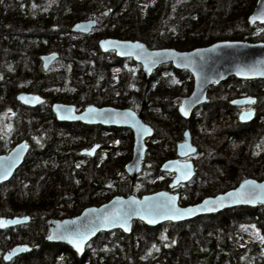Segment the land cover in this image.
Masks as SVG:
<instances>
[{"label":"trees","instance_id":"1","mask_svg":"<svg viewBox=\"0 0 264 264\" xmlns=\"http://www.w3.org/2000/svg\"><path fill=\"white\" fill-rule=\"evenodd\" d=\"M256 1L0 0V154L9 152L23 139L29 144L22 166L9 182L0 186V214L31 219L24 225L0 230V252L17 244L40 248L9 264H20L24 258L30 261L34 256H41L38 261L48 258L46 264H53L58 256L47 254L49 244L45 242L50 222L107 202L114 187L118 194L126 195L149 193L157 186L168 189L166 182L161 184L164 179L159 168L164 160L176 156L175 145L188 128L197 148L194 161L210 151L212 146H206L205 140L224 135V141L219 143L228 163H223L224 170H219L223 176L213 187L203 186L211 180L208 173L210 179L205 177L206 183L198 174L188 184L174 189L180 193L182 205L234 189L249 177L264 179V122L260 120L264 92L260 84L264 80L232 77L212 87L210 94L221 98V109L217 106L213 110L216 112L209 114V124L204 129L201 117L214 104L209 94V103L193 114L188 125L177 113L180 98L189 94L193 86L187 71L159 67L144 82L140 66L132 60L119 59L112 52L102 53L97 40H86L70 30L76 21L103 17V11L108 9L109 14L104 16L105 24H110L108 36L141 40L149 48L189 50L225 39L264 41V26H250L248 22ZM11 48L16 52H11ZM23 49L33 51L34 66L26 63ZM52 51L59 53V59L44 72L40 56ZM173 79L178 83L173 84ZM20 91L42 93L46 98L39 106L42 111L18 102ZM243 95L256 98V118L247 124L238 120L240 108L230 105V100ZM55 101L73 104L79 110L91 104L142 110L144 121L154 127V133L147 143L148 152L136 184L128 180L125 170L132 153L131 130L80 123L61 125L53 121L51 104ZM23 113L25 120L21 123ZM47 118L51 121H44ZM49 123L56 127L52 133ZM5 125L11 130L6 131ZM232 126L241 129L240 133L220 130ZM95 144L106 151L77 162L79 151ZM220 159L217 161L223 162ZM196 183L201 189L191 190ZM108 185L113 187L109 189ZM241 210L201 217L219 222L203 225L206 231L193 228L194 239L189 238L191 227L183 229L185 223H174L167 229L166 224L150 227L135 222L130 234L120 230L100 233L88 245L83 258L66 247L71 256L63 263L264 264V244L257 236L246 234L248 227L254 225L264 236V207H240ZM161 235L166 239L162 240ZM0 264H5L1 258Z\"/></svg>","mask_w":264,"mask_h":264},{"label":"water","instance_id":"2","mask_svg":"<svg viewBox=\"0 0 264 264\" xmlns=\"http://www.w3.org/2000/svg\"><path fill=\"white\" fill-rule=\"evenodd\" d=\"M260 7H261V4L259 3V0H257L252 11L250 12V14L248 16V22H249V18L251 16H253L254 14H256ZM105 13L108 14V11H106ZM97 24H98V20L94 19V18L80 20V21L76 22L71 27L70 30L74 33L89 34L94 28H96ZM256 24L264 26V24L260 23L259 21H256V22L250 24V26H255ZM78 25L80 27H77ZM102 41H118L121 44L139 43V44H142L144 46V51L147 53L161 52L164 50H169V51L176 52V53H184V54L190 56L196 62V66H195V68H192V67L186 68L182 65L175 63L173 57L167 56L160 63L153 65L149 71H146L145 67H144L143 60L139 59L136 54H133L131 56H129L127 54H118V51H120V49H118L115 46L105 45L104 47H101ZM214 46H216L215 50H211V49H213ZM99 48L103 53L114 52L115 56L117 58H119V59H131L134 63L140 65L141 71H142V78H143V81H145V82H147L151 78V76L155 70H157L160 66H163V65H170L173 69L178 70V71H187L192 76L193 87H192V90H191L189 95L184 96L180 99V103L177 107L178 115L184 120H189L191 118L192 114L199 107L209 103V94H210V89L212 87L218 86L219 84L225 82L226 80H228L232 77L240 79V80H256V79L264 80V76L252 75V76L245 77V76L239 75L237 72V70L239 68H245L246 66L257 65V64H260L262 67V70H264V41L251 42V41L239 40V39H236V40L225 39V40L213 42L209 45L199 46V47L189 49V50H180V49H177L175 47L149 48L147 46V44L141 40L120 39V38H116V37H105L99 41ZM136 51H139V50H136ZM58 57H59V53L56 51L45 53V54L41 55L40 59L42 61L43 71L47 72L49 70V68L51 67V65L58 59ZM194 71L199 73V79H198L197 75L193 74ZM201 95L204 97V99L200 100L199 102H196V97L201 96ZM20 96H24V97H34L35 96V97H39L40 101L39 102H32V103H25L24 101L19 99ZM246 97H251L253 99V103L252 104H240V105H236V104L231 103V101H233V100H243ZM16 98H17L18 102H20L22 105L27 106V107H36L38 105L43 104L46 101V98L42 94L27 92V91L19 92L17 94ZM255 102H256V99L252 96H240V97H236V98H233L232 100H230V105H232L234 107L247 108V109L241 110V112L242 111L246 112L249 109H251V111H252V116L249 119L243 120V121L240 120V118H239L240 113H241L240 112L239 116H238V120L240 123L246 124V123L252 122L256 118V111L253 108V105L255 104ZM181 103H185V105L187 107V110H188L187 116H183L180 113L179 108H180ZM54 106H55V110H54ZM90 106L95 108V109H98V110H111L112 113L132 112L135 116V120H136L137 124L114 123V122H112L111 119L108 118L109 113H107V112L104 113L102 116H97V117H94L92 119H68V118L58 119L57 118V111H59L62 115L66 116V115H68V113L66 111L67 109H72L71 116L80 117L81 115L86 114V110ZM51 110L59 122L80 123L83 125H90V126L100 125L103 127H115V128L130 129L132 134H133L132 157H131L130 161L127 163L125 170H126V174L129 178V180L132 183H135L137 177L139 176V174L142 171L143 162H144L147 150H148L147 142L153 137V133H154L153 128L150 125H148L147 123H145L144 117H143L141 111L136 112L130 108H120V107H116V106H112V105L97 106L94 104L88 105L84 109H82L81 111H78L76 109L75 105L69 104V103H64V102H58V101L52 103ZM137 125H143V126L147 127L148 129H150V131L147 134L138 133ZM185 132H187V134H188L187 137H185V135H184L183 140L176 143V147H175L176 157L165 160L160 166V170L162 172L174 174V177L172 178L171 183L169 185L170 189L176 188L181 184L188 183L195 176L194 164H193L192 160L188 159V157L193 156L196 153L197 148L192 144L189 130L187 129V130H185ZM185 132H184V134H185ZM185 143H187L188 145H191V147L193 149H195V151L187 153L186 155H181L180 154L181 150H180L179 146L182 144H185ZM20 145H27V147L24 148L22 151H20L18 162L11 168L10 174L7 176V178L0 181V185L9 181L13 177V175L17 171V169L21 166L27 152L29 151V145L26 142V140H22L21 142L17 143L8 153L0 154V158L9 157L10 155L14 154L15 151L19 150ZM99 149H100V146L97 144L93 145L90 148H88V147L83 148L80 150V155L81 156L94 157L96 152ZM89 152L91 154H89ZM170 161L187 162L191 165V175L188 177L187 180H180L177 184H173V181L176 178V172L173 169H170L168 167V162H170ZM244 180H253L257 184H264V179L258 180V179L249 177V178H246ZM241 182L239 183V185L236 188H238L240 186ZM236 188H234V189H236ZM234 189H230V190H227V191H224L221 193H217L215 195L206 196L203 199H201L199 202L193 203V204H188V205H181L180 204V194L179 193L171 192V191H167V190L155 191L153 193L144 194L140 197L133 194V193L126 195V196L116 194V195L112 196L110 200H108L107 202H105L101 205H98V206L92 205V206L85 207L79 214H77L73 217L53 219L50 223L49 232L45 238V242L46 243H56V244L67 245L71 248V250L78 257H82L86 251L87 245L93 239H95L100 233L114 231V230H120L125 234H130L133 230V226H134L135 222H140L144 225H147L150 227H155V226H158V225L163 224V223L186 222V221H190V220L202 217V216L218 214V213H221L225 210L234 209L237 207L254 208V207H257L258 205H262L264 207V203H260V202H257L256 204H244V203L228 204V203H225V205L223 207L216 208L214 211H195L191 215L185 216V217H183L179 220H175V221L166 220V219H158L156 221V223H154V224H148L145 221L140 220L138 216H132L129 220V228H128L127 232H125L118 225L113 226V227H108V228L97 227L94 230V232L88 237V239L85 241L84 246L82 247V250L80 251V253H77L76 249L70 243H68V241L66 239L49 240L47 238L49 235H51L55 232L57 225H61L65 221L75 222L73 224L68 225V227L70 229L75 228L78 224L86 223L89 219H91L92 217L97 215V213L89 212L88 210H90V209H97V210H100L101 212H103L107 206V208L110 210L117 197H119L123 201H127L130 197L134 198L136 200H143V198L146 196L152 197V196H155L157 193L163 192V193H167L169 196H176V198H177L176 199V206L179 208H196L197 206L201 205L205 199L215 198L216 196L223 195L224 193L230 192ZM0 218H3L5 220L16 219L19 221V223H17V224H10L7 227L2 228L0 230L10 228V227H14V226L24 225L31 220L30 217H28L27 220H23L22 216H15V217L0 216ZM20 247H26L27 250L16 252L14 255L11 254L13 249L20 248ZM31 250H32V247L28 244H18V245L13 246L8 251H6L3 254L2 258L5 262H9L13 258H15V257H17L23 253L30 252ZM6 256H7V259H5Z\"/></svg>","mask_w":264,"mask_h":264},{"label":"snow or ice","instance_id":"3","mask_svg":"<svg viewBox=\"0 0 264 264\" xmlns=\"http://www.w3.org/2000/svg\"><path fill=\"white\" fill-rule=\"evenodd\" d=\"M261 7L257 11L256 14L249 18V23L252 24L256 21L264 24V0H259ZM77 27H80L79 25ZM105 45L115 46L120 51L118 54H127L129 56L136 54L139 59H142L144 62V67L146 71H149L151 67L157 63H160L165 57L171 56L174 58V62L182 65L186 68L192 67L195 68L196 62L188 55L184 53H176L169 50H164L161 52H153L147 53L144 51V46L139 43L135 44H121L118 41H102L101 47ZM230 46V45H229ZM215 47L211 50H215ZM139 50V51H136ZM238 74L241 76H252V75H260L264 76V70L260 64L246 66L245 68H239L237 70ZM194 75L198 76L199 73L193 72ZM206 79V78H205ZM173 84L178 83V81H172ZM20 100L25 103L39 102V97H24L20 96ZM204 99V97L197 96L196 102ZM232 104L240 105V104H252L253 99L251 97H246L243 100H233ZM55 110V106H54ZM180 113L183 116L188 115V110L185 103H181L180 105ZM68 115H62L59 111H57L58 119H92L97 116H102L104 113H109V119L114 123H133L137 124L135 120V116L132 112L125 113H112L111 110H98L93 107H89L86 110L85 115H81L80 117L71 116L72 109L66 110ZM252 116V111L249 109L248 111H242L240 113V120H247ZM138 133L147 134L150 129L143 125H137ZM185 137H187V132H185ZM39 143V141H37ZM27 145H20L19 150L15 151L14 154L9 157L0 158V181L7 178L10 174L11 168L18 162L20 151L26 148ZM180 147V154L186 155L187 153L194 152L195 149L188 145L187 143L182 144ZM89 154H91L89 152ZM168 167L173 169L176 172V178L173 181V184H177L180 180H187L191 175V165L187 162H179V161H170L168 162ZM176 196H169L167 193H157L152 197H144L143 200H136L134 198H129L127 201L121 200L119 197L114 201L113 206L109 210L106 206L105 210L101 212L97 209H90L89 212L97 213L94 217L89 219L86 223L78 224L75 228L70 229L68 227L69 224H73L75 222L65 221L61 225H57L55 232L49 235L47 238L49 240L52 239H66L68 243H70L75 249L77 253H80L82 247L84 246L85 241L88 237L94 232V230L99 228H108L113 226L121 227L125 232L128 231L129 228V220L132 216H138L140 220L145 221L148 224H154L158 219H166V220H179L185 216L191 215L195 211H214L216 208L223 207L225 203L228 204H256L257 202L264 203V184H257L253 180H244L241 182L240 186L230 192L224 193L223 195L216 196L215 198H208L203 201V203L196 208H179L176 206ZM23 220H27L28 217H23ZM18 220H5L0 218V229L7 227L10 224H17ZM243 227V226H242ZM254 232H256V236L260 243L264 244V236L259 234V231L255 228L254 225H250ZM161 239H166L163 235H161ZM175 241H173L174 243ZM155 247V245H153ZM26 247H20L12 250L11 254H15L19 251H26ZM7 259V256L5 257Z\"/></svg>","mask_w":264,"mask_h":264},{"label":"rangeland","instance_id":"4","mask_svg":"<svg viewBox=\"0 0 264 264\" xmlns=\"http://www.w3.org/2000/svg\"><path fill=\"white\" fill-rule=\"evenodd\" d=\"M149 0H143V2H148ZM86 40H92V38H89V39H87V38H85ZM5 48V47H4ZM5 49H7V48H5ZM5 51V50H4ZM10 51L11 52H13V53H15L16 52V49L15 48H11L10 49ZM20 51V50H19ZM23 55H24V57H25V61H26V63H28L29 64V66H30V64L32 65V66H34V61H33V58H32V54H33V51L32 50H28V49H23V53H22ZM165 69H170V66L169 65H164L163 66ZM30 70L32 69L31 67L29 68ZM183 85V84H182ZM183 87H185V86H183ZM182 90H184V88H182ZM223 94H224V92H223ZM188 95V94H187ZM210 96H211V100L214 102V104H213V106H211L209 109H207L206 111H205V113L202 115V117H201V122H202V125H203V128L204 129H207V126H208V124H209V118H210V116H209V114L210 113H215L216 111H213V110H215L216 108H217V106H218V108L219 109H221L220 108V105H219V100L221 99H218V95H215V96H213V94H210ZM222 97V99H224V95H222L221 96ZM262 101H263V103H264V92L262 93ZM263 105V104H262ZM141 112H142V110H141ZM264 112V108L261 106V104H260V113H263ZM142 115H143V112H142ZM212 115V114H211ZM144 117V116H143ZM22 119V121H21V123H24V120H25V115H24V113H23V115H21V117H20V120ZM41 120H43V118H41ZM191 120V119H190ZM189 120V121H190ZM44 121H51L49 118H47V120H44ZM189 121H186L187 123H188V125H189ZM42 124H44V123H42ZM0 125H1V123H0ZM154 125V124H153ZM155 126V125H154ZM173 128H174V125L172 126ZM154 128V127H153ZM6 129V128H5ZM188 130H189V133H190V129L188 128ZM220 130H224V132H227V131H233V132H236V133H240L239 132V130H241V129H239L237 126L235 127V126H232V128H229V127H225V128H223V129H220ZM190 137H191V134H190ZM221 137V138H220ZM192 139V138H191ZM216 139L218 140V141H216ZM224 135H220V136H215V138H209V140L207 141V140H205L204 142H205V144H206V146H212L211 148H210V151H209V149H208V151H207V153L206 154H204L203 156L204 157H199L200 159H198L197 161H194L193 159H192V162H193V164H194V167H195V175H198V174H200L201 176L203 175V181L206 183V181L204 180V178L206 177V179H208L207 178V174L209 173V175H210V177H211V180H209V182L208 183H206V185L205 184H203V186H212L213 184H215L216 183V181H217V179L218 178H220V177H222L223 176V174L221 175V169L222 170H224V166L226 165L225 163H228V161H227V159H226V155H224L223 153H222V149L220 148L221 147V144L219 143V142H223L224 141ZM234 140H236V138L234 139ZM233 140V141H234ZM192 141V140H191ZM236 142H238V140L236 141ZM219 143V144H218ZM239 143V142H238ZM240 143H243V142H241L240 141ZM192 144L194 145V143L192 142ZM236 144V143H235ZM237 145V144H236ZM195 146V145H194ZM196 147V146H195ZM207 148V147H206ZM220 159V160H222L223 159V162L222 161H220L219 162V160L217 161V159ZM223 163L225 164L224 166H223ZM221 168V169H220ZM211 170V171H210ZM220 170V171H219ZM172 176V174H169V173H166V172H163V176H162V178L164 179L163 180V182L161 183V184H164L165 182H166V185H169L170 184V182H171V180H172V178H173V176ZM235 178V177H234ZM210 179V178H209ZM193 180V179H192ZM191 180V181H192ZM219 180V179H218ZM190 181V182H191ZM185 185V184H184ZM12 186H13V184H12ZM14 186H17L16 184H14ZM197 186V187H196ZM213 187V186H212ZM177 188H179V187H176L175 189H177ZM194 188L195 189H198V191L201 189V186L198 184V183H196L193 187H191V190H194ZM10 189V188H9ZM159 190H167V191H171V192H176V191H172L169 187H168V189H166V188H164V187H162V188H158V186L153 190V191H149V193H153V192H155V191H159ZM196 191V190H195ZM197 191V192H198ZM116 192H118V190L117 189H115L114 190V193H116ZM178 193V192H177ZM143 194H148L147 192L146 193H143ZM180 194V193H179ZM119 195H126V194H119ZM210 195H212V193L211 194H209V195H207V196H210ZM205 197V196H204ZM181 203V202H180ZM233 211L234 210H236V211H234V212H242V210L241 211H239L240 210V207H237V208H234V209H232ZM232 211H230V212H225L226 214H229V213H231ZM224 214V213H223ZM208 216V215H207ZM202 217H205V216H202ZM204 220V221H203ZM195 221H197V222H195ZM217 222H219V219L218 220H216V218L214 219H208V218H201V217H199V218H196V219H193V222L192 223H188V224H186V228H183L184 230H186V229H188V228H190L191 227V229H189V231L191 230L192 231V233H191V235L189 234V238L190 239H194V231L195 230H199V231H206L205 229V227L204 226H206L207 225V223L208 224H215V223H217ZM204 225V226H203ZM195 230H194V229ZM194 230V231H193ZM208 231V230H207ZM247 232H246V234L247 235H250V236H252V237H254V236H256V235H254V231H253V229L251 228V227H248V229L246 230ZM143 233H141V235H142ZM202 235H204V233L202 234ZM198 237V236H197ZM196 237V238H197ZM188 240V239H187ZM186 240H183V242H185ZM190 243H194V241L192 242L191 240L189 241ZM189 242L187 241V244H189ZM146 244H148V243H146ZM57 250H59V247L58 246H56V245H53L52 246V249L50 250L51 251V254H52V252H56ZM48 254V253H47ZM2 257V253L0 252V258ZM38 257H41V256H34L33 258H30V261H28V260H26L25 258L22 260H20V264H46L47 262H46V260L48 259H46V258H43V261L42 260H40V261H38ZM26 260V261H25ZM22 261V262H21ZM23 261H25V262H23Z\"/></svg>","mask_w":264,"mask_h":264},{"label":"flooded vegetation","instance_id":"5","mask_svg":"<svg viewBox=\"0 0 264 264\" xmlns=\"http://www.w3.org/2000/svg\"><path fill=\"white\" fill-rule=\"evenodd\" d=\"M106 11H108V14H109V12H110V10H105V11H103V15L104 16H107L108 14H106L105 12ZM102 17V16H100V17H94V16H92V17H90V18H85V19H92V18H95V19H97L98 20V24H97V26H96V28L94 29V30H92V32H90L89 34H78V33H75V35H77V36H81V37H86L87 39H89V38H92V39H95V40H97V42H98V46H99V41L102 39V38H105V37H111V36H108L107 35V32L109 31L108 29V27H109V25L110 24H108V25H106L105 24V21H106V18L105 17ZM85 19H81V20H85ZM40 61H41V59H40ZM57 62V61H56ZM55 62V63H56ZM41 65H42V62H41ZM260 88L261 89H264V82H262L261 84H260ZM40 94H42V93H40ZM43 95V94H42ZM44 96V95H43ZM263 104V105H262ZM261 106L264 108V103L262 102L261 103ZM29 108V107H28ZM255 108V107H254ZM32 109H36V110H38V111H42V109L41 108H39V106H36V107H32ZM78 111H80L79 109H77ZM255 110H256V108H255ZM52 111V110H51ZM53 113V112H52ZM54 114V113H53ZM256 114H257V112H256ZM39 115H41V114H39ZM38 115V116H39ZM192 116H193V114H192ZM192 116H191V118H192ZM190 118V119H191ZM189 119V120H190ZM184 120V119H183ZM189 120H185V121H189ZM260 120L262 121V122H264V112L263 113H260ZM54 122L56 121L57 123H60L61 125L63 124V123H65V124H74V123H68V122H59L57 119H56V117H55V115H54V120H53ZM1 123V122H0ZM250 123V122H249ZM48 124V123H47ZM47 124H45V125H47ZM50 124V133H52V132H54L55 130H56V127H51V125H52V123H49ZM77 124V123H76ZM247 124V123H246ZM81 125H83V124H81ZM1 126V125H0ZM85 126H88V125H85ZM94 126H98V125H94ZM99 127H103V126H99ZM5 130L6 131H10L11 130V128H10V126L9 125H5ZM105 128H107V127H105ZM111 128V127H110ZM110 128H107V129H110ZM112 128H115V127H112ZM23 140H26V139H23ZM22 141V140H21ZM20 141V142H21ZM26 142H27V140H26ZM19 143V142H18ZM28 143V142H27ZM17 144V143H16ZM15 144V145H16ZM14 145V146H15ZM29 145V144H28ZM13 146V147H14ZM103 152L104 151H106L105 150V148H104V150H102ZM8 153V152H7ZM28 153V152H27ZM27 155V154H26ZM26 157V156H25ZM24 160H25V158H24ZM87 160V157H85V156H80L79 157V159L77 160V162H84V161H86ZM24 162V161H23ZM23 164V163H22ZM22 164H21V166H22ZM20 166V167H21ZM19 167V168H20ZM18 168V169H19ZM17 169V170H18ZM17 172V171H16ZM15 172V173H16ZM15 173H14V175H15ZM13 175V176H14ZM172 177V176H171ZM12 179V178H11ZM10 179V180H11ZM9 180V181H10ZM9 181H7V182H9ZM7 182H5V183H7ZM5 183H3V184H5ZM3 184H1V185H3ZM0 185V186H1ZM114 186H115V184H113ZM113 186L112 185H108V188L110 189V188H112ZM114 190H115V187L114 188H112V191L114 192ZM114 194H118L117 192L116 193H114ZM113 194V195H114ZM126 196V195H125ZM0 216H2L1 214H0ZM5 217V216H4ZM8 217V216H7ZM193 220H190V221H186V222H180V223H185V224H188V223H191ZM51 223V222H50ZM49 226H50V224H49ZM166 228L168 229V228H170V226H171V224H166ZM49 245H48V248H47V252H48V254H51V249H52V246L53 245H56V246H58L59 247V250H57L56 252H52V254L53 255H57L58 256V258H56V259H54V262H53V264H57V260H60L61 262H59L58 264H65V263H63V262H66L67 260H68V258H69V256H71L70 255V252L67 250V248L66 247H68L70 250H71V248L69 247V246H67V245H63V244H56V243H48ZM29 245V244H28ZM89 245V244H88ZM31 246V245H30ZM13 247V246H12ZM11 247V248H12ZM32 247V246H31ZM88 247V246H87ZM87 247H86V249H87ZM11 248H9V249H11ZM39 248V245H34L33 247H32V250L31 251H33V250H37ZM40 249V248H39ZM30 251V252H31ZM72 251V250H71ZM30 252H26V253H23V254H21V255H19V256H17V257H15V258H13L11 261H9V262H5L4 260H3V258L1 257V259H2V261L5 263V264H9V263H11L12 261H14L15 259H17V258H19L20 256H22V255H25V254H27V253H30ZM86 252V251H85ZM72 253H73V251H72ZM74 254V253H73ZM74 255H76V254H74ZM2 256H3V254H2ZM85 256V253H84V255L82 256V258ZM78 257V256H77ZM79 258H81V257H79Z\"/></svg>","mask_w":264,"mask_h":264},{"label":"bare ground","instance_id":"6","mask_svg":"<svg viewBox=\"0 0 264 264\" xmlns=\"http://www.w3.org/2000/svg\"><path fill=\"white\" fill-rule=\"evenodd\" d=\"M220 85V84H219ZM29 108H32V107H29Z\"/></svg>","mask_w":264,"mask_h":264}]
</instances>
